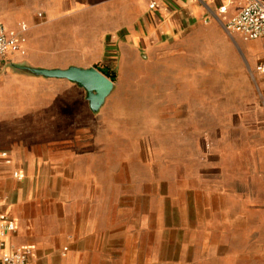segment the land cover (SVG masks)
Listing matches in <instances>:
<instances>
[{"label": "crops", "instance_id": "crops-1", "mask_svg": "<svg viewBox=\"0 0 264 264\" xmlns=\"http://www.w3.org/2000/svg\"><path fill=\"white\" fill-rule=\"evenodd\" d=\"M245 1L0 0V23L24 50L0 66V212L16 226L9 247L30 250L29 264H118L121 246L138 245L134 230L119 224L118 172L131 173L132 197L133 172L149 171L145 163L118 164L119 155L133 154L134 145L157 154L148 141L172 138L182 108L195 106L193 94L229 84L230 77L246 90L250 68L258 103L237 120L264 121V75L255 71L264 40L245 41L227 30ZM70 68L115 70L113 90L98 110L77 83L37 73ZM260 125L248 129L249 147L243 144L244 177L226 179L216 165L201 170L210 182L222 181L219 196L238 206L229 212L237 220L255 208L256 180H264ZM221 247L229 252V244Z\"/></svg>", "mask_w": 264, "mask_h": 264}, {"label": "rangeland", "instance_id": "rangeland-1", "mask_svg": "<svg viewBox=\"0 0 264 264\" xmlns=\"http://www.w3.org/2000/svg\"><path fill=\"white\" fill-rule=\"evenodd\" d=\"M249 74H254L252 68L247 72L246 90H239L236 79L230 77L229 84L193 94L195 106L182 108V123L172 126V138L148 141L154 144L157 154L134 145L133 154L117 157L118 164L133 162L135 169L144 163L149 166L148 173L141 168L133 172L132 197L126 188L131 173L118 172L119 224L134 230L138 244L133 248L121 246L118 264H264L260 255H264V180H256L259 197L255 208L247 219L237 220L229 212L238 206L223 204L219 196L222 181L210 182L201 175V170L216 165L226 179L244 177L239 169L245 168L241 151L243 144L249 147L254 138L248 129L258 124L264 128V121L241 124L237 120L239 114L247 115L253 111L250 106L258 103ZM261 111L264 115V107ZM203 112L213 115V120ZM240 127L243 130L237 131ZM221 130L225 132L223 139L216 133ZM208 132L213 135L207 139L193 138L196 133ZM262 140L264 143V137ZM260 160L264 174V151ZM207 191L212 196L206 195ZM124 204L132 206V211L122 210ZM226 244L228 253L221 247Z\"/></svg>", "mask_w": 264, "mask_h": 264}, {"label": "built area", "instance_id": "built-area-1", "mask_svg": "<svg viewBox=\"0 0 264 264\" xmlns=\"http://www.w3.org/2000/svg\"><path fill=\"white\" fill-rule=\"evenodd\" d=\"M156 3L150 5L151 9ZM225 8L221 12H225ZM227 30L240 35L245 41L264 40V0H246L241 11L227 24ZM22 41L18 35L0 23V66L8 54H23ZM255 71L264 75V60L260 61ZM4 162L10 164L8 156L3 155ZM22 179L19 172L13 174ZM16 226L10 217L0 212V264H29L31 252L24 248L9 247L7 237L14 233Z\"/></svg>", "mask_w": 264, "mask_h": 264}, {"label": "water", "instance_id": "water-1", "mask_svg": "<svg viewBox=\"0 0 264 264\" xmlns=\"http://www.w3.org/2000/svg\"><path fill=\"white\" fill-rule=\"evenodd\" d=\"M37 73L77 83L86 90L91 108L95 111L103 104L114 87L113 82L96 68L89 70L70 68L68 70L38 71Z\"/></svg>", "mask_w": 264, "mask_h": 264}, {"label": "trees", "instance_id": "trees-1", "mask_svg": "<svg viewBox=\"0 0 264 264\" xmlns=\"http://www.w3.org/2000/svg\"><path fill=\"white\" fill-rule=\"evenodd\" d=\"M103 74L109 78L112 82H116L117 80V74L114 69H110L108 71L103 72Z\"/></svg>", "mask_w": 264, "mask_h": 264}]
</instances>
